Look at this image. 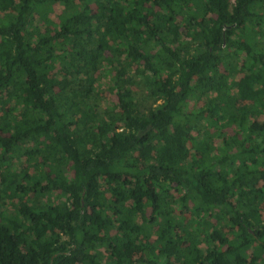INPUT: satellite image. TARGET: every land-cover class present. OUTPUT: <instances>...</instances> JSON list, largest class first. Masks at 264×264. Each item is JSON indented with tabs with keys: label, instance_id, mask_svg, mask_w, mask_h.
Wrapping results in <instances>:
<instances>
[{
	"label": "trees",
	"instance_id": "obj_1",
	"mask_svg": "<svg viewBox=\"0 0 264 264\" xmlns=\"http://www.w3.org/2000/svg\"><path fill=\"white\" fill-rule=\"evenodd\" d=\"M0 264H264V0H0Z\"/></svg>",
	"mask_w": 264,
	"mask_h": 264
},
{
	"label": "rangeland",
	"instance_id": "obj_2",
	"mask_svg": "<svg viewBox=\"0 0 264 264\" xmlns=\"http://www.w3.org/2000/svg\"><path fill=\"white\" fill-rule=\"evenodd\" d=\"M60 9V5L59 4H55L54 6V11L51 14V17L54 18L56 13L58 12V10ZM101 78H103V76L101 75ZM136 93L139 96L138 98L140 99L141 102V107H143V109H146V105H148V101H146V94L145 92H143L142 89H139L138 87L136 88ZM97 102L100 103L101 105H106L109 102H112L113 100V96L112 94L103 86L100 87V89H98L97 92ZM226 231V229H224V232ZM226 233V232H225Z\"/></svg>",
	"mask_w": 264,
	"mask_h": 264
}]
</instances>
